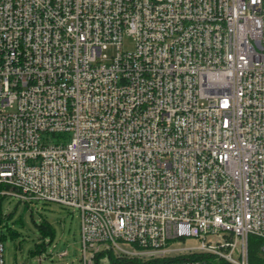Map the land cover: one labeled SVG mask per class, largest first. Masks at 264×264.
Returning <instances> with one entry per match:
<instances>
[{"label": "built area", "instance_id": "built-area-1", "mask_svg": "<svg viewBox=\"0 0 264 264\" xmlns=\"http://www.w3.org/2000/svg\"><path fill=\"white\" fill-rule=\"evenodd\" d=\"M2 197L76 211L82 264L264 255V0H0Z\"/></svg>", "mask_w": 264, "mask_h": 264}, {"label": "rangeland", "instance_id": "rangeland-1", "mask_svg": "<svg viewBox=\"0 0 264 264\" xmlns=\"http://www.w3.org/2000/svg\"><path fill=\"white\" fill-rule=\"evenodd\" d=\"M113 52L114 50L110 49L108 54L112 55ZM3 211L7 217L0 224V238H4L5 264H82L80 218L72 208L42 202L27 208L14 199L6 198L3 202ZM43 220L49 221L56 231L52 241L49 236L42 238L37 227ZM10 231H15L17 236L13 237ZM211 239H223V233ZM43 241L51 243L43 253H35L37 244ZM199 244V240L192 238L180 242L183 247H196ZM122 245L129 249L127 245ZM62 252H67L68 256L61 257ZM98 264L112 262L110 257L106 256L100 258Z\"/></svg>", "mask_w": 264, "mask_h": 264}, {"label": "trees", "instance_id": "trees-1", "mask_svg": "<svg viewBox=\"0 0 264 264\" xmlns=\"http://www.w3.org/2000/svg\"><path fill=\"white\" fill-rule=\"evenodd\" d=\"M6 198L2 197L0 198V224L3 223L5 217L4 211H3V202ZM28 208V206H26ZM39 230L41 231L42 238H45L49 236L51 238V241L53 240L54 236L56 235V231L53 229L49 221L43 220L40 222V224L37 225ZM10 234L14 237L17 236V233L15 231H10ZM1 241L4 240V238H0ZM263 244L262 239L258 237L251 236L249 240V256H250V264H264V255L261 252V245ZM46 250V243L45 241L41 242L40 244H37L35 253L41 254ZM112 264L117 263V260L113 257H111ZM192 258L199 259L202 261H206L209 264H226L225 262H216L212 257H210L207 254H199V255H193Z\"/></svg>", "mask_w": 264, "mask_h": 264}]
</instances>
